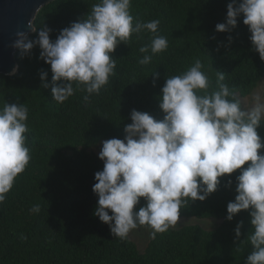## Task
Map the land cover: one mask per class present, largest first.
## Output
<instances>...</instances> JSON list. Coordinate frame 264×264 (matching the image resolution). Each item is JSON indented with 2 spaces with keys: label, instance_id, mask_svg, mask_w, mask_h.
Returning a JSON list of instances; mask_svg holds the SVG:
<instances>
[{
  "label": "trees",
  "instance_id": "1",
  "mask_svg": "<svg viewBox=\"0 0 264 264\" xmlns=\"http://www.w3.org/2000/svg\"><path fill=\"white\" fill-rule=\"evenodd\" d=\"M97 2L53 0L36 14L37 31L29 39H37L46 25L55 41L62 29L86 18ZM229 3L132 0L130 11L136 20H160L158 34L167 38L168 48L154 55L150 64L140 65L144 53L139 49L150 44L152 34L144 32L140 38L133 34L129 44L121 42L112 53L117 59L116 75L88 101L84 100L87 93L76 91L64 103H56L51 65L40 58L39 45L27 56L17 48V73L0 74V108L17 98L28 107L25 135L31 160L0 204V264H246L253 250L247 238L253 227L250 213L242 210L233 220L226 219L227 205L238 195L240 169L225 174L207 199L189 201L181 210V217L222 219L218 228H169L157 233L141 253L129 237L115 238L109 225L94 215L98 203L93 191L95 173L103 170L104 161L89 150L107 139H124L133 109L162 120L165 114L159 97L166 79L182 74L196 59L203 62L213 88L217 70L225 73L224 83L241 96L258 86L264 79V60L253 50L243 15L231 32L216 30L218 23L226 22ZM42 71L47 72V88L42 86ZM257 131L264 141V122ZM259 151L264 154V148ZM229 179L231 187L226 186ZM36 204L39 213L30 211ZM145 204L142 197L137 210ZM240 221L242 235L236 240Z\"/></svg>",
  "mask_w": 264,
  "mask_h": 264
},
{
  "label": "clouds",
  "instance_id": "2",
  "mask_svg": "<svg viewBox=\"0 0 264 264\" xmlns=\"http://www.w3.org/2000/svg\"><path fill=\"white\" fill-rule=\"evenodd\" d=\"M131 5L132 0H98L86 18L62 29L55 41L45 25L35 40L29 39L27 31L18 30L11 47L27 56L39 45L40 58L51 65L56 103H64L76 91L87 93L84 100L88 101L116 75L117 59L112 53L121 42L129 44L133 34L137 38L144 32L152 34L150 44L139 49L144 53L140 65L150 64L154 55L168 48L167 38L158 34L160 20H136ZM227 8L226 22L218 23L216 30L231 32L243 15L253 50L264 60V0H231ZM28 28L37 31L31 20ZM203 69V62L196 59L182 74L166 79L159 97L165 114L162 120L133 109L125 138L103 141L99 157L104 167L95 173L97 183L93 185L98 196L94 215L120 240L145 225L155 238L177 225L189 201L207 199L218 190L225 174L240 169L238 195L228 203L226 219L249 211L253 227L247 238L253 250L246 264H264V154L259 151L264 141L257 131L264 122V95L253 94L245 106L224 83L225 73L217 70L213 88ZM17 70L18 66L12 72ZM41 79L42 86L49 87L46 71L41 72ZM18 101L0 108V204L31 160L25 135L29 109ZM232 183L229 179L226 186ZM142 197L146 204L137 210ZM40 210L39 204L30 209L33 213ZM242 226L240 221L235 228L236 240Z\"/></svg>",
  "mask_w": 264,
  "mask_h": 264
},
{
  "label": "water",
  "instance_id": "3",
  "mask_svg": "<svg viewBox=\"0 0 264 264\" xmlns=\"http://www.w3.org/2000/svg\"><path fill=\"white\" fill-rule=\"evenodd\" d=\"M53 0H0V74L12 76L18 66L15 60L17 48L11 47L17 38L18 30L33 33L28 28V21H32L38 11ZM34 26V25H33Z\"/></svg>",
  "mask_w": 264,
  "mask_h": 264
},
{
  "label": "rangeland",
  "instance_id": "4",
  "mask_svg": "<svg viewBox=\"0 0 264 264\" xmlns=\"http://www.w3.org/2000/svg\"><path fill=\"white\" fill-rule=\"evenodd\" d=\"M255 93H260L261 95H264V79L259 82L258 86L249 95H238L241 100L245 103V106H247L251 101L252 95ZM102 145L103 141L91 147L89 150L99 156V152L102 149ZM222 221V219L216 218L181 217L177 225L175 227L170 228L179 229L188 225H200L206 230H214L221 225ZM151 231L152 229L146 225L140 226L132 230L128 236L131 241H133L137 245V248L141 253H144L146 251L150 241L153 239V237L151 236Z\"/></svg>",
  "mask_w": 264,
  "mask_h": 264
}]
</instances>
